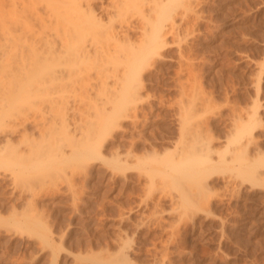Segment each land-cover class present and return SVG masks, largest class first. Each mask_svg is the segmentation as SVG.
I'll list each match as a JSON object with an SVG mask.
<instances>
[{"label":"rangeland","instance_id":"374dc122","mask_svg":"<svg viewBox=\"0 0 264 264\" xmlns=\"http://www.w3.org/2000/svg\"><path fill=\"white\" fill-rule=\"evenodd\" d=\"M107 1L91 0L105 22ZM168 1L165 42L105 132L113 104L95 89L42 94L0 71V264H264V0ZM130 21L119 35L139 41L155 20ZM255 100L243 147L230 138ZM197 126L209 143L180 150Z\"/></svg>","mask_w":264,"mask_h":264},{"label":"bare ground","instance_id":"6f19581e","mask_svg":"<svg viewBox=\"0 0 264 264\" xmlns=\"http://www.w3.org/2000/svg\"><path fill=\"white\" fill-rule=\"evenodd\" d=\"M177 1L179 4H181V2H179V0H177ZM184 1H186V0H184ZM163 2L164 1H162V0L161 1L160 0H108L106 3L103 4V11L105 10V12L108 14L106 16H108L107 20L109 21V22L108 21L105 22V21H103L102 17H100L99 15L97 16V14L95 12L96 11L95 8L91 5L92 4L91 0H0V56H1V58H0L1 59L0 60V69L1 70L0 71H1V74L5 75L7 77L9 73H13L15 80L16 81L19 80L17 82L20 85H23L24 83L26 84L29 82H34V83L36 82L34 86H36V88H37V85L38 86H39V84L43 85V83H44L45 87H41L43 89H41L39 87L37 88L38 90L41 89L40 92L42 94L43 93H49L51 90H52L51 92H53V90L55 88L58 89V87H59V90L61 87H63L64 89L67 87L69 88L70 86H68V85H71L73 88L72 91H75L72 94H74V95L76 94L77 96L82 95V96L86 97L84 95L85 93H87V92L89 93V91L91 89H95V90H93L94 94L96 91L97 94H99L101 96L99 100H101V98L104 97L102 100L112 102V104H113L112 111L108 112V114L105 115V119H106L105 123H102L103 122L102 119H100L102 121L101 125L97 123L98 127H99V129L97 128L98 131H100L101 129L103 131L104 130L106 131V129H109L114 124V121H115V118L117 117V115L123 113V111L125 109H128L129 104L132 101V98L135 94L134 91L137 92V90H135L136 89L135 85L137 86L138 85L137 83H139V79H137V78H139L140 73H142V72H140L142 67L148 65V63L152 61L151 59H152V57H154L153 55H155V53L157 52L162 41L165 42V40L162 39V38H164V35H165L164 27L165 26L168 27V26L165 25L166 23L164 21L167 20L168 17H170L169 20L172 21L171 18H173V17L170 16V9L171 8L169 9L168 6H165V5H167L166 3H168L169 1L168 0L165 1L166 3L165 2L163 3ZM186 3H188V2H186ZM187 5H189V4H187ZM167 8H168V10H166ZM187 9L185 11L190 10V9H188V10ZM153 13H156V15H158L157 18L152 19L155 21L150 20L152 18L151 16H153L152 15ZM134 15L142 16L143 19H146L145 23H147L148 21H150V22L152 21V23L148 22L149 25L151 24L150 30L147 31V29H144L143 32L141 33V34H143V33L144 34H143V36H141L139 41L132 40L131 37L127 36V38H126L127 42L129 40V42L127 43V42H125L126 39H122V38H124L123 36H122V38L120 37L121 35H119L120 31L118 30V27L122 26V25L129 26L130 25L129 23L131 22L130 20L132 17H134ZM175 16H176V14H175ZM183 17H185V16H183ZM140 19H141V17H140ZM144 21L145 20H143L142 22H144ZM173 22H172V25H169L170 26L169 28H171V27L173 28V25H174ZM140 25H142V24H140ZM139 27L141 28V26H139ZM164 42L162 43V45L164 44ZM186 63L187 62H185V66H186ZM17 72H21L22 75L17 73ZM34 72H35V74H34ZM23 73L26 74L24 77L25 82H20V80L23 79V75H24ZM3 75H1L0 77H3ZM18 75H19V77H18ZM17 77H18V79H17ZM110 77L114 78L113 81L116 84V85L111 84L113 86H111L110 88L117 86L116 91H115L117 94H115V95L113 94V92H111L113 95L111 93H110L111 95H109V92H110L109 86L110 85L108 84V78L110 80ZM4 81H5L4 79L1 80V82H3V84L5 83ZM7 82H10V81H7ZM10 83L9 84L7 83L9 85L8 87L13 88L14 85L12 86V84L10 85ZM34 83H32V84L30 83V84L33 85ZM37 83H39V84H37ZM117 84L120 86L118 87ZM0 85H2V83ZM46 85H48V86H46ZM2 86H5V84ZM5 87H7V86H5ZM16 87H18L17 91L22 90L20 88L21 86L19 87V85L18 86L16 85ZM46 87H49L50 89L51 88H54V89H51L49 91V89L47 88L49 92H46L47 91V90L45 91ZM185 88L187 90V87H185ZM185 88H184V90H185ZM1 89H2V87H1ZM13 89H15V87ZM64 89L61 88V90H64ZM61 90L60 91L56 90V91H58V92H64L65 91V90L64 91H61ZM68 90H70V89H68ZM2 91H4V89ZM11 91L9 92L10 94L12 92H14V91H12V92ZM15 91H16V89H15ZM72 91H70V92H72ZM107 92H108V94H107ZM56 93L57 92L52 93L51 96H53ZM58 94H60V93H58ZM64 94H62V95L64 96ZM66 94L68 95V92ZM186 94H188V90H187ZM7 95H8V92H7ZM29 95L32 96L31 94H28V93L26 96L28 97ZM48 95L50 96V94H48ZM24 96H25V94H24ZM30 96L28 98H30ZM89 96H90V93H89ZM110 96H113V97H110ZM69 97H70V95H69ZM61 98L63 99L62 96H61ZM65 98H66V95H65ZM75 98H73V99H75ZM89 98L90 97H88V99ZM98 98H99V96H98ZM22 99H23V97H22ZM67 99H69V98H67ZM77 99L79 100V98H77ZM86 99H85V101H86ZM55 100H53V102ZM95 100H97V98ZM64 101H65V99H64ZM89 101H91V100H89ZM256 101L257 100L254 101L255 102L253 104L254 107L252 105L251 109L252 108L253 109L250 110L247 119L246 120L243 119L242 125H240L241 124L240 122L242 120H239L240 119V117H239L238 120H239L240 124H238V126H240V128L238 127L237 133L236 134L234 133V136H231L232 138H230L231 141L234 140V141H236V143L238 141L239 145L243 146V147H245L244 144H248V142H249L248 138H247V140L245 138V137L249 136V134H248V136H245V133L251 132V131L250 132L247 131L248 128L251 127V125L249 127L248 124H250V123H248V122H251V124L253 125V124H255V122L252 123L253 121L259 120L258 119L259 117L256 118V115H257V113H259L257 111H258V107H260V106H259V104L256 105V103H259ZM22 102H23V100H22ZM50 102H51V100H50ZM53 102H52V104H54ZM205 102H206V100L204 101V103ZM209 102H210V100H209ZM65 103H67V102H65ZM79 103H82V98H81V102H79ZM95 103H94V107L97 106V105H95ZM204 103H202V104H204ZM32 104H34V103H32ZM62 104L63 103H61V107H62ZM99 104L101 105V102ZM65 105H64V107H65ZM90 105L92 106V104H90ZM135 105H136V103H135ZM208 105L206 107H208ZM134 106H132L133 110H134ZM61 107H60V109H61ZM132 107H131V111H132ZM26 109H27V107H26ZM60 109H58V110H60ZM58 110H57V112H58ZM101 110L105 111L103 109H101ZM1 112H2V110H1ZM7 112H8V110H5V111H3L4 114L0 113L1 114L0 121H1V118L3 117L2 115L7 116V117L9 116L8 114L5 115V113H7ZM63 112H64V110H63ZM86 112L87 111H85V113ZM89 112L90 111H88L87 113H89ZM93 112L94 111H92V113ZM52 113L54 114V112H52ZM81 113H83V112H81ZM64 114L67 116L66 113H64ZM84 114H83V116H85ZM90 114H91V112H90ZM101 114L102 113H100V116H102ZM247 114H248V112H247ZM61 115H62V112H61ZM81 115L82 114H80L79 116H81ZM91 115H88V116H91ZM73 116L75 117V115H73ZM97 116H98V120H99V118H101V117H99V114ZM80 118H78V119H80ZM86 118L88 119V117H86ZM242 118H243V115H242ZM61 119H63V118H61ZM92 119H94V118H92ZM95 119H97V118H95ZM89 120H90V117H89ZM85 121H86V119H85ZM6 122H9V120ZM65 122L66 121H64V123ZM73 122H74V120H73ZM97 122L100 123V121H97ZM64 123H63V126H64ZM83 123H84V121H83ZM58 124H60V123H58ZM80 124H81V122H80ZM84 124H82L83 128L85 125H87V124H85V125ZM88 124H91V128L94 126V125H92V123H88ZM82 125H80V127ZM56 126H58V125H56ZM60 126H62V125H60ZM96 126H94V128ZM247 126H248V128L246 129ZM100 127H101V129H100ZM188 127H190V126H188ZM192 127H194V126L192 125ZM41 128L42 127H40V129ZM56 128L57 127H55V129ZM186 128H187V126H186ZM197 128H198V126H197ZM60 129H62V128H60ZM85 129H87V127ZM190 129H194V128H189L187 130H189V132H190L191 131ZM67 130H69V127L64 131L67 132ZM93 130L96 132L95 129H93ZM93 130H92V132H93ZM187 130H186V132H188ZM199 130H195L193 132H190L191 135H189V132H188V134H186V136L183 135V139H181V140H183L186 143L183 144V148H181V145L178 148H180V150L183 149L184 151H186V150L189 151L190 149L193 150V148H195L196 152H198V151L200 152L199 147L203 146V144H205V142H208V140L203 141L206 134L201 135L202 132H201V130L200 131ZM57 131H59V130H57ZM64 131H62L63 133L61 135L65 134V137H66V133ZM54 132H53V134H54ZM90 132H91V129H90ZM58 133L59 132L56 133V136ZM88 133H89V131H88ZM94 134H97V133H94ZM94 134H93V136L87 135V137L90 136L89 138H91L92 140L89 139L88 142L85 141L86 145L84 146V148L86 151L83 150L84 149L83 147H81L82 151L87 152V150H88L89 154H90V153H94L95 150L100 149V148L97 149L98 144L100 143L98 141V139H101L103 137L98 135L99 136V138H98ZM98 134H100V133L98 132ZM104 134H107V133H104ZM187 135H189V136H187ZM57 137H55V139ZM69 137H71V136L69 135ZM251 138L252 137H250V139ZM205 139H208V138L205 137ZM78 140H80V139L78 138L77 142H78ZM236 143L234 142L235 145H237ZM206 145H207V143H206ZM100 147H101V145H100ZM197 147H198V149H197ZM205 150H206V148H205ZM208 151H210V148ZM208 151H207V153H208ZM193 152H194V150H193ZM202 152H203V149H202ZM86 154H88V153H86ZM198 154H201V153H198ZM204 154H206V153H204Z\"/></svg>","mask_w":264,"mask_h":264}]
</instances>
